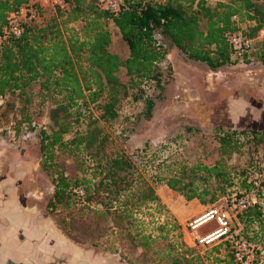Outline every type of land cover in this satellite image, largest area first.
<instances>
[{"label":"trees","instance_id":"trees-1","mask_svg":"<svg viewBox=\"0 0 264 264\" xmlns=\"http://www.w3.org/2000/svg\"><path fill=\"white\" fill-rule=\"evenodd\" d=\"M30 1L0 0V35L9 16ZM65 1L68 9L63 11L41 10L33 3L39 19L24 23L20 37L6 36L0 45V95L5 98L0 126L6 124V114L16 111L19 117L8 131L18 135L21 128L37 133L40 166L53 186L46 210L73 212L70 228L80 230L89 246L118 255L126 264H197L200 257L184 242L181 225L155 187L162 185L203 206L229 197L239 182L247 187L243 191L248 190L250 171L260 168L258 152L242 173L230 162L243 153L248 136L218 129V147L209 163H188L172 154L159 157L158 151L146 154L145 145L138 165L110 129L119 122L118 105L129 88H144L149 82L160 85L159 66L168 50L176 49L187 61L205 64L211 71L232 64L225 35L238 31L239 23L248 20L254 24L247 27L250 33H243L256 38L263 27L264 0H226L214 5L206 0H122L118 12L101 9L97 0ZM48 13L51 17L46 19ZM233 16L238 22L232 21ZM109 25L126 47L124 59L109 51ZM254 57L264 62V38L254 46L250 58ZM121 68L126 71L125 82L118 77ZM45 106L49 124L37 129L33 115ZM90 106L99 110L98 117ZM153 108L154 102L146 101V119ZM248 134L253 151L258 150L264 133ZM233 221L244 232L256 226L250 239L264 243L258 209L237 214Z\"/></svg>","mask_w":264,"mask_h":264},{"label":"rangeland","instance_id":"rangeland-1","mask_svg":"<svg viewBox=\"0 0 264 264\" xmlns=\"http://www.w3.org/2000/svg\"><path fill=\"white\" fill-rule=\"evenodd\" d=\"M206 1L209 5H214L226 0ZM49 17L51 14L48 13L45 18ZM109 29L111 32L109 51L124 59L127 55L126 47L118 31L112 25H109ZM249 31L243 29V32ZM159 67L163 73L160 85L149 82L144 88H129L128 96L121 99L118 105L119 122L110 129L111 136L136 164L141 165L139 159L143 160L144 153L141 150L145 145H148L146 154L158 151L159 157L172 154L175 158L185 159L188 163L200 161L209 163L214 160L218 147L215 139L216 131L221 129L243 131V136H248L244 139L243 153L233 156L230 160L239 172L242 173L249 166L256 152L261 162L259 167H264V144H260L258 150L253 151L252 135L248 134L251 131L264 133L262 108L264 101L257 94L260 84L264 83L262 82L264 62L254 57L251 62L228 63L216 71H211L205 64L187 61L176 49H170L165 61ZM118 77L122 82L127 80L124 68L119 70ZM148 100L154 102V108L151 117L146 119L143 112ZM89 110L95 117L100 114L93 106H90ZM47 112L48 107L45 106L39 111L40 114L33 115L32 120L37 124V129H41L44 125L47 127L49 124ZM18 117L16 111L3 117L6 124L0 126V134L3 133L5 139L1 142L0 148H7L10 151L7 155L10 157L15 155L16 161L25 165L36 164L38 161L40 164L37 133L23 132L19 128L18 135L13 138L14 141H10L7 137V128ZM79 126L80 129L84 128V122L81 121ZM14 127L13 124L11 129ZM137 154L142 155V158ZM47 177L49 182L40 187L39 198L34 196L25 198L22 193L20 195L22 210L31 209L32 229L34 224L40 225L38 234L42 235L39 238L32 235L31 242L36 247L43 245L45 240L54 248L55 245H59L62 249L60 254L66 256L64 258L69 264L82 256H84L82 261L87 264H126L118 255L103 253L92 248L80 230L75 228L72 230L70 220L73 212L59 210L48 213L46 204L53 194V186L51 177L48 175ZM155 188L163 204L181 225L184 242L200 257L201 260L197 264H232L228 243L220 242L203 246L198 243L195 231L192 229L194 221L212 205L203 206L197 200L186 201L181 195L162 185H157ZM243 189L247 187L239 182L232 187L231 194H238ZM216 203L230 206L223 198ZM237 227L241 235L249 240L258 230L256 226H252L244 232L242 226L237 225ZM215 228L214 223L201 226L197 230V236L201 238ZM11 231L16 237L23 239L20 231ZM251 241L264 250L263 240L260 241L262 244ZM257 259L264 264V255L258 254ZM9 260L0 257V264H12Z\"/></svg>","mask_w":264,"mask_h":264},{"label":"built area","instance_id":"built-area-1","mask_svg":"<svg viewBox=\"0 0 264 264\" xmlns=\"http://www.w3.org/2000/svg\"><path fill=\"white\" fill-rule=\"evenodd\" d=\"M35 2L38 3L41 10L60 9L63 11L68 9L65 0L30 1L28 5L20 7L9 16L8 26L4 30V34L0 35V45L6 36L20 37L24 23L35 22L39 19V10L33 7ZM97 3L101 9L111 12H118L123 7L122 0H97ZM232 21L238 22V18L233 16ZM253 24L252 21L245 20L239 23L238 31L226 33L225 37L231 49L230 59L232 63H243L246 62L245 59L252 61L250 55L254 51V46L264 38V22L256 38L247 37L243 33V29H247ZM4 103L5 98L0 95V108L3 107ZM33 126L37 127V124L33 123ZM247 183L249 184L248 190L223 198L225 203H229L230 206L215 203L203 214L207 215L208 220L214 222L216 228L208 235L201 238L197 237L196 239L203 246L220 242L228 243L233 264H262L263 261H258L257 255H264V250L258 244L250 242L240 235L233 218L248 209L256 208L260 211L264 222V167L250 171ZM78 194L83 196V191L79 190ZM209 236H212L210 240L208 239Z\"/></svg>","mask_w":264,"mask_h":264},{"label":"crops","instance_id":"crops-1","mask_svg":"<svg viewBox=\"0 0 264 264\" xmlns=\"http://www.w3.org/2000/svg\"><path fill=\"white\" fill-rule=\"evenodd\" d=\"M262 82H264V77ZM257 94L264 101V83L260 84ZM262 108L264 109V103ZM6 134L10 141H14L13 138L16 135L13 131H7ZM2 135L3 133L0 134V144L5 139ZM9 153L7 148H0V242L3 247L2 259H10L17 264H38L37 257L38 253L42 252V245L36 247L31 242V209L22 210L20 195L22 193L25 198L29 196L39 198L40 187L49 180L41 169L39 161L36 164L25 165L16 161L15 155L13 157L7 155ZM11 230L20 231L23 239L16 237ZM41 235L36 237L39 238ZM4 254L7 255L4 256Z\"/></svg>","mask_w":264,"mask_h":264},{"label":"flooded vegetation","instance_id":"flooded-vegetation-1","mask_svg":"<svg viewBox=\"0 0 264 264\" xmlns=\"http://www.w3.org/2000/svg\"><path fill=\"white\" fill-rule=\"evenodd\" d=\"M40 231V225L39 224H34L33 229H32V235L39 236L38 233ZM2 244L0 242V257L2 258ZM33 248V247H32ZM57 248V249H56ZM54 249V250H53ZM42 252L38 253V264H69L67 262L66 256H62L60 252L62 249H60L59 245L51 246L50 243L46 242L43 243L41 246ZM68 253V252H67ZM7 254H4L6 256ZM65 257V258H64ZM80 257V256H79ZM84 259V256H82L80 259H76L75 262L71 264H87L85 261H82ZM81 260V261H79ZM11 261V260H9ZM12 264H17L13 261H11Z\"/></svg>","mask_w":264,"mask_h":264},{"label":"bare ground","instance_id":"bare-ground-1","mask_svg":"<svg viewBox=\"0 0 264 264\" xmlns=\"http://www.w3.org/2000/svg\"><path fill=\"white\" fill-rule=\"evenodd\" d=\"M209 218L207 217V215H202V216H200V218H198V219H196L195 221H194V224H193V226H192V229L195 231L194 232V234H196V236L195 237H200V236H197V230L201 227V226H204V225H206V224H210V223H214L213 221H211V220H208ZM212 232V231H211ZM210 233V232H209ZM209 233H207L206 235H208ZM205 235V236H206ZM194 237V238H195ZM212 238V236H209L208 237V239L210 240Z\"/></svg>","mask_w":264,"mask_h":264}]
</instances>
